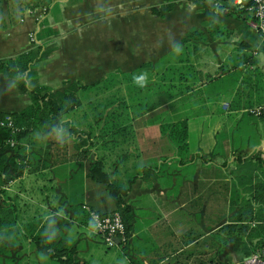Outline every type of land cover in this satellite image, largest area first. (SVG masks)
I'll return each mask as SVG.
<instances>
[{
  "label": "crops",
  "instance_id": "obj_1",
  "mask_svg": "<svg viewBox=\"0 0 264 264\" xmlns=\"http://www.w3.org/2000/svg\"><path fill=\"white\" fill-rule=\"evenodd\" d=\"M168 1L53 0L48 12L43 8L29 10L16 23L7 21L5 28H0V61L54 45L50 55L33 63L31 82L32 86L42 87L52 83L56 93L72 83L91 86L107 76L97 69L93 79L91 52L86 46L81 49L86 22H64L63 17L68 19L66 13H80L82 18L97 12L118 13L132 43L138 45L134 65L118 69L122 74L171 56L190 31L203 33L201 40L195 42L197 58L193 57L190 66L183 69L187 76L183 75L186 79L181 83L186 87L180 94L179 122L186 125L185 150L179 151L172 136L163 133L165 113L157 119L154 116L157 110L140 114L139 102L129 105L134 113L125 119L126 129L118 135L117 158L109 167H103L110 182L119 186H126L137 174L121 203L93 174L96 168L93 163L97 160L107 163L105 145L106 151L102 150L101 155H95V148L84 146L86 154L81 158L72 147L79 142L76 138L65 151L56 148L59 142L46 135L33 134L23 141V157L27 162L32 158V165L24 167L21 176L13 172V167L8 168L12 181L0 194V225L9 222L0 226V264H42L25 232L31 224L51 218L58 229L57 237L69 228L79 230L81 240H98L97 237L101 240L94 217L116 211L123 213L129 231L124 245L116 240V246L108 247L101 241L108 250H115L124 258L113 264H236L234 248L247 244L248 240L230 239L222 259L216 236L222 226L229 224L235 211L240 210L243 199L253 201V188L264 187V118L255 115L264 109V44L253 31L246 33L240 20L219 13L218 7L225 5V0ZM164 4L173 5L170 13L152 14ZM48 18L46 25L44 21ZM63 25L68 29L59 35ZM120 29L123 32L121 24ZM46 30L53 31V35L45 37ZM124 40L125 37L123 43ZM61 42L67 44L58 54ZM233 49L245 58L231 62ZM186 55L190 58L189 50ZM77 67L79 70L74 73ZM7 80L0 74V114L20 113L30 104V94L20 93L17 88L9 91ZM192 83L197 87L189 91ZM175 100L177 97L172 96L162 107L172 109ZM85 116L79 122L83 127L75 125L78 122L72 118H64L81 127L80 137L90 133ZM128 129L131 138L126 135ZM131 140L133 146L126 147ZM6 153L9 164L16 154L11 150ZM195 155L207 161L197 159L188 164ZM128 157L131 159L126 160ZM258 158L263 162L255 160ZM176 159L187 164H166L167 160ZM127 161H132L130 167H119ZM244 162L251 164L250 170L240 167ZM156 164L166 167H155ZM142 169L150 171L142 173ZM254 207L264 217V206L254 204ZM190 233L202 236L185 244ZM88 243L83 249L72 248L77 264H98L97 243L94 241L93 246Z\"/></svg>",
  "mask_w": 264,
  "mask_h": 264
},
{
  "label": "trees",
  "instance_id": "obj_2",
  "mask_svg": "<svg viewBox=\"0 0 264 264\" xmlns=\"http://www.w3.org/2000/svg\"><path fill=\"white\" fill-rule=\"evenodd\" d=\"M6 1H8V3L5 8ZM52 3L53 0H0V28H5L7 21L9 24L16 23L19 18L29 10L43 8L48 11ZM172 7L173 5L168 4L162 9L153 10L152 14L155 16H165L171 12ZM5 11H7V18H4ZM218 11L221 14L233 17L237 20H245L247 22L249 19L245 9L236 8L231 3H226L218 7ZM212 28L216 29L218 26L212 25ZM220 32L224 33L223 31ZM53 33L54 32L51 30H46L44 36L48 37L53 35ZM202 37L203 33L192 30L176 50L180 49L181 53L183 51L187 53L190 44L200 41ZM53 46L54 45H50L43 51H41L42 47H38L15 58L0 61V74L4 77L9 79L15 76L17 72H23L27 75L28 84L25 85L24 82H20L16 88L20 93L30 94V104L26 109L20 113L0 114V121L9 119V121L12 122V127H0V194L4 193L6 186L12 181V177L8 174V168L10 166L13 167V172L17 174V176L22 175L24 167H31L32 158L28 159V162L26 161L25 157H23L24 147L22 145L23 141L30 135H46L50 140L60 142V145L56 148H60L63 151L68 148L69 143L75 142L73 140L76 138L75 140L79 142L73 144L72 147L80 151V154L84 157L86 154L84 146L94 147L95 141H93L90 135L80 137V131L76 130L72 123L64 120V116L80 108L82 101H84L83 99L88 98L90 94L99 93L96 95L99 96L103 95L107 89L112 91V93H115L113 92L115 89H121L120 91L122 94L118 93V95L111 97V100L107 98L106 103L94 104L91 100L86 101L87 106L91 109V112L94 113V117L102 118L99 123L102 124L104 131L101 132L107 134L106 129L110 127L113 129L112 132H119L118 135L123 133L126 129V127L120 128L122 119L131 116L130 109H132V107H130L131 105L129 106V104L139 102L140 114H144L161 108L166 100L171 99L172 96L174 97L171 92V90L175 89L173 88L174 86H171L175 82L172 78V74L166 75L164 72L159 74L156 72L151 73L152 69L156 67L155 64L152 63L144 64L138 70H134L127 74L114 73L106 80L103 79L104 81L102 80V82H97L91 86H82L77 83H72L63 92L51 93L46 87L38 85L32 86L31 79L33 78V74L31 70L33 68V63L39 58L50 55L54 49ZM181 57L182 55H180V60H178L177 63L180 62L183 64L189 61L187 59L184 61ZM187 58L189 57L187 56ZM169 70L171 71V68H169ZM146 74H150L151 77H145ZM183 74L184 73L178 74V79L181 81L183 80ZM158 77L159 82H156V78ZM147 80H150V85L145 83ZM103 82H106V87H102ZM149 99H151L150 106L141 103L142 101L147 102ZM161 112L156 113L154 116L159 119L161 115H164V112ZM258 112V116L264 118V109L258 110ZM174 127L176 128V126ZM180 128L183 132L180 134L179 138H181V140L179 142L182 144L178 147V150L182 152L186 149V137L184 136L186 130L185 123H181ZM118 137L119 136H117V138ZM11 142L14 143L13 146H11ZM8 150L13 151L16 156L10 160L9 164H6V152ZM87 152H89L88 149ZM197 159L202 162L207 161L205 158L196 155L187 162L191 165L194 164ZM16 160H18V162ZM255 160L263 162L260 158ZM255 160L253 161L254 163H256ZM60 163L63 162L60 161ZM166 164L184 166L187 163L184 160L176 159L167 160ZM164 165L165 164H156L155 167H166V165ZM93 167H96L93 170V174L98 176L101 183L107 185L112 196L121 203L123 198L127 196L130 186L137 174L130 178L126 186H119L116 183L110 182L108 175L103 170L104 164L101 160H97L93 163ZM240 167L243 169L249 168L250 170L252 166L244 162ZM149 171L148 169L141 170L142 173H149ZM253 190L255 191L252 197L253 201L250 202L249 200L243 199L240 210L237 212L235 211L230 218L229 224L222 226L219 229L220 234L216 236V239L219 240V244L221 245V251L224 246L226 247L229 244L231 238L235 237L248 240L247 244L234 248L233 254L237 260L236 264H242L247 256L255 253H261L264 261V217L263 214L254 207V204L264 206V187H254ZM124 213L126 215L128 214L127 211ZM124 219L126 218L124 217ZM125 223V242H121L123 245L127 242L129 231L126 220ZM25 229L26 235L29 236L39 252L48 255L52 260H57L60 264H77V259L75 257L76 251L66 247L59 241L57 237L58 229L53 219L50 218L31 224L28 229ZM201 236L202 234L200 233L195 236L190 233L185 237V244L195 242V240H198ZM207 243L206 241V246ZM217 255L218 254L215 253V256Z\"/></svg>",
  "mask_w": 264,
  "mask_h": 264
},
{
  "label": "rangeland",
  "instance_id": "obj_3",
  "mask_svg": "<svg viewBox=\"0 0 264 264\" xmlns=\"http://www.w3.org/2000/svg\"><path fill=\"white\" fill-rule=\"evenodd\" d=\"M165 1L167 2L168 0H165ZM173 1L178 2L180 0H173ZM223 2H225V4L229 3L228 0H225ZM5 3H8V1H6ZM166 5L167 4H164L163 7H165ZM96 9H98V8H96ZM44 11L48 12L49 9H48V11L46 9H44ZM72 14H74V12H70L68 14L66 13L68 19H66V17H63L64 22L69 20L75 24H78L77 22L80 21L79 23L83 24L84 22H86V25H87L82 32V36H81L82 42L81 43L83 44V46L81 47V49H83L86 46L87 51L91 52V60L94 62V68L92 67L93 79H96V75H95L96 71L95 70H97V69L99 72H101V74H102V72L104 74L107 73V76L104 79V80H106L108 77L112 76V74H114V73H121L120 70H118V69H127V68H131L134 65V63H135L134 54L137 53V46L138 45L132 43V39L129 38V35L127 33V26H126L125 22L124 23L122 22V20H121L122 18H119L117 16L118 13L115 14V13H107V12H102V13L97 12V13H94L93 15L87 16L86 18H84V16H83L84 19L78 15L80 13L74 14V15H72ZM75 15H77V16H75ZM4 18H7V15H5ZM49 20H50L49 18H48V20H45L44 24L47 25V22ZM240 21L242 23L241 26L245 29L246 33H247V31L248 32L252 31L251 29L248 28L245 20L244 21L240 20ZM120 24H121L122 28H124L123 32H121ZM67 29L68 28L66 26L61 27L60 31H59V35L62 34ZM124 37H125V40L123 43L122 41H123ZM66 44H67V42H61L59 44V49L57 50L58 54H61V52H60L61 48H63V51H64ZM41 46H44V45H41ZM49 46H50V44L46 45V47H49ZM190 46L191 47L188 49L189 54H190V58H187L185 51H183L181 53L180 49L175 50L178 48V47H176L174 49V51L172 52L173 56L167 55L166 57H164L163 59L158 61L155 64L156 67L153 68L151 71V73L156 72L159 74L161 72H164V74H166V75L172 74V78L176 82V83L174 82L171 85V86H174L173 88H175V89L171 90V92L175 97H177V100H175L173 108L171 109V108L161 107V108L157 109L156 113L163 111L167 115V118L162 121V124H163L162 125L163 126L162 131H163V133H166L167 135H171L172 138L175 140V142L179 146L182 144L179 142L181 140V138H179V137H180V134L183 132L180 128L181 123L179 122L180 111H181V106H182V102L180 100V94H181V91L185 90V87H186V85H182L181 83L186 78H183V80L181 81L180 79H178V74L184 73L183 75L187 76L186 72L185 71L183 72V69H186L188 66H190V64H191L190 62H193V60H192L193 57H195V59L197 58L196 54H194L196 52V44L191 43ZM181 47H183V46H181ZM135 49H136V51H135ZM144 52H145V50L142 53H144ZM230 52L233 53V60L231 61L233 63L236 62L235 59L241 60V59L245 58L244 55L240 54L239 51H236L235 49L231 50ZM81 55L84 56V54H82V53H81ZM120 55H121V59H120ZM180 55H182V57H181L182 60L185 61V59H187L189 61L187 63H183V64L180 62L177 63V61L180 60ZM136 61H138V60H136ZM72 62L74 63V61H72ZM169 68H171V71L169 70ZM73 70H74L73 72L76 73L77 70H79V67H77V69L74 68ZM82 70H83V67H82ZM101 74L99 73V76H101ZM145 77L150 78L151 75L146 74ZM156 82H159V77L156 78ZM145 83H147L148 85L151 84L150 80H147ZM46 86H47V84H46ZM102 87H106V82L102 83ZM189 87H190L189 91H193V87L196 88L197 84L192 83L189 85ZM46 88L51 93H56V89L54 88L52 83L48 84V87H46ZM120 90L121 89H118V90L115 89V90H113V92H115V93H112V91H109L107 89L103 95H99V96H96L99 93H96V94L92 93L88 96V98L83 99L84 101H82V107L78 108L76 113H72L69 115L67 114L66 116H64V118L68 117V118L74 119L75 121L78 122L75 125H78L80 120L83 119V117L86 115L84 118V121L88 123V124H86V128H88V131L90 132L89 135L92 137L93 141H95V144L93 147V148H95L94 149L95 155H96V153L98 155H101L102 152L104 153V151H102V150H105L104 149L105 147H103L104 145L108 148V153H105L106 154L105 160L107 161V163H105L104 165L106 167H109L111 164V161L116 160V158H117L116 152H117L118 148L115 146H117V144L119 143L120 138H117L119 132H112L113 129L108 127L106 129L107 134L102 133L101 131H104V130H103L102 124L99 123V121H101L102 118L101 117H98V118L94 117V113L91 112V109L87 106L86 101L91 100V101H93L94 104H103V103L107 102L106 101L107 98H109L111 100V97L118 95V93L122 94V92ZM100 94H102V93H100ZM147 102L148 103H146V104L151 105V100H147ZM129 105H131V104H129ZM171 111L173 112L172 114H171ZM163 112H161V113H163ZM133 113H134V109H130V114H133ZM125 119H126V117L122 119V125L120 128L126 127V124H125L126 120ZM75 125H74V127L76 130L82 131L81 127H83V126L81 125V123L79 124L81 126L79 128H77ZM174 126H176V128ZM128 130L129 131L126 132V135H127V137H130L131 129H128ZM105 138L107 140L104 142L103 139H105ZM28 139L30 141L31 138H28ZM131 145L133 146L132 140L130 141V143L126 147H128V146L130 147ZM77 152H79L78 157L84 158V156L80 154V151H77ZM120 153H123V152H120ZM74 157L77 158V155H75ZM130 159H131V157H128L126 160H130ZM131 163H132V161H127V164L122 163L123 165H120L119 167H130L128 165ZM4 223L7 224L9 222H4ZM4 223L2 222L0 226H4ZM80 235H81V232L79 230L68 228V229H66L65 232L61 231L59 233L58 239L60 242H62L68 248L77 247L79 249L85 248L88 241H89L88 245L93 246V242L95 241L97 243V246H98V257L95 258V260L98 264L99 263H101V264H107V263L113 264L115 261H118V262L123 261L124 258L117 251L112 250V249L108 250L103 245V242H101L102 239L100 240L99 237H97L98 240L97 239L93 240V239L88 238L89 240L85 241V240L80 239L81 238ZM234 239H236V240L238 239V241L239 240L243 241V239H239V238H235V237L231 238V240H234ZM238 243L239 242H237V244ZM34 247H35L34 251L38 254V257H40V261H42V264H60V262H57V260L56 261L52 260V259H50V257L48 255L39 252L35 245H34ZM220 247H221V245H220ZM226 247L224 246L222 248V251H220V253H219V255H221L222 259L225 257L226 252L224 250ZM188 253H190V252H188ZM211 254H215V253H211ZM209 255H206V258H208ZM87 256H89V255H86V257ZM30 263H32V262L30 261Z\"/></svg>",
  "mask_w": 264,
  "mask_h": 264
},
{
  "label": "built area",
  "instance_id": "obj_4",
  "mask_svg": "<svg viewBox=\"0 0 264 264\" xmlns=\"http://www.w3.org/2000/svg\"><path fill=\"white\" fill-rule=\"evenodd\" d=\"M234 7L245 9L249 17L247 26L255 34L259 36L264 44V0H229ZM33 41V39H31ZM255 115L258 116L259 112L256 111ZM12 122L9 119L0 121V127H12ZM11 142V146H13ZM96 226V233L102 238L104 244L108 247L116 246V240L125 242L126 223L120 211L105 216L94 217ZM242 264H264L261 253L250 254L247 256Z\"/></svg>",
  "mask_w": 264,
  "mask_h": 264
},
{
  "label": "clouds",
  "instance_id": "obj_5",
  "mask_svg": "<svg viewBox=\"0 0 264 264\" xmlns=\"http://www.w3.org/2000/svg\"><path fill=\"white\" fill-rule=\"evenodd\" d=\"M20 82H24L25 85L28 84V77L23 72H17L15 76L9 78L7 80L6 87L9 91L14 90L16 87H18Z\"/></svg>",
  "mask_w": 264,
  "mask_h": 264
}]
</instances>
